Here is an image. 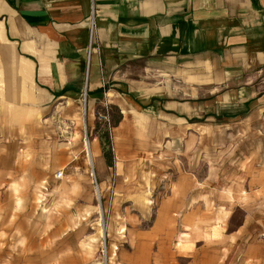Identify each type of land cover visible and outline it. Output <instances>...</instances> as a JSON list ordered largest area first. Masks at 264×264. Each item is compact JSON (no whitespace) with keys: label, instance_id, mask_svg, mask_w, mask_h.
<instances>
[{"label":"crops","instance_id":"obj_1","mask_svg":"<svg viewBox=\"0 0 264 264\" xmlns=\"http://www.w3.org/2000/svg\"><path fill=\"white\" fill-rule=\"evenodd\" d=\"M214 81L233 85L198 101V87ZM262 88L264 0H0V125H40L41 118L47 125L59 101L75 115L84 98L88 117L110 102L120 115L111 137L119 186L159 179L149 232L158 237L151 255L158 264H228L232 251L213 249L214 237H204L214 233L204 214L213 203L198 196L207 190L196 182L207 155L198 159L197 147L209 143H198L196 130H209L220 103V112L255 108ZM92 146L104 177L100 139ZM248 150L231 157L220 224L233 236L227 242L242 243L235 257L260 264V253L245 249L249 241L259 246L264 232L258 150Z\"/></svg>","mask_w":264,"mask_h":264},{"label":"rangeland","instance_id":"obj_2","mask_svg":"<svg viewBox=\"0 0 264 264\" xmlns=\"http://www.w3.org/2000/svg\"><path fill=\"white\" fill-rule=\"evenodd\" d=\"M231 84L214 81L198 87L197 100L228 92ZM261 94L260 103L247 112L235 104L220 112L222 103L216 105L214 109L219 110L212 114L209 130H196L198 143H209L197 147L198 159L204 157L203 150L207 155L206 164H198L201 177L196 179L207 190L198 196L202 202L206 198L213 203L204 214L214 220V233L204 237L206 241L214 237L213 249L234 251L224 259L228 264H254L252 257H235L242 243L227 242L233 236L220 224L219 204L221 186L232 185L233 179L227 176L236 160L232 155L236 150L249 151L252 144L258 150L254 163L258 162L264 187V88ZM83 99L75 115L64 112L68 103H54L45 116L47 125L45 118L39 120L40 125H14V129L0 125V264H21L28 250L56 260L65 257L68 264H158L151 257L159 248L158 237L149 232L160 199L159 179L146 187L119 186L122 172L116 169L111 139L119 112L109 102L88 117ZM86 139L101 141L108 167L104 177L87 161ZM78 163L79 177L72 170ZM263 233L259 246L245 243V249L260 253V264H264ZM180 243L181 249L187 248ZM139 252L148 255L141 258L136 256Z\"/></svg>","mask_w":264,"mask_h":264},{"label":"bare ground","instance_id":"obj_3","mask_svg":"<svg viewBox=\"0 0 264 264\" xmlns=\"http://www.w3.org/2000/svg\"><path fill=\"white\" fill-rule=\"evenodd\" d=\"M84 150L86 151V157L89 165L91 168L94 167V154L92 151V142H90L88 139L85 140L84 144ZM73 172L76 174L77 177H79L82 174V168L81 163H78L77 165H74L72 168ZM77 183L80 185L79 178L77 180ZM26 252H28L26 254ZM23 254L21 264H68L69 260L65 257H61L60 259H57L55 257H47V256H40L37 253H31L30 250L26 251Z\"/></svg>","mask_w":264,"mask_h":264},{"label":"built area","instance_id":"obj_4","mask_svg":"<svg viewBox=\"0 0 264 264\" xmlns=\"http://www.w3.org/2000/svg\"><path fill=\"white\" fill-rule=\"evenodd\" d=\"M95 29V24L93 23L92 24V32H93V30ZM91 46H92V40L90 41V48H91ZM62 177V173H59L58 174V178H61Z\"/></svg>","mask_w":264,"mask_h":264},{"label":"trees","instance_id":"obj_5","mask_svg":"<svg viewBox=\"0 0 264 264\" xmlns=\"http://www.w3.org/2000/svg\"><path fill=\"white\" fill-rule=\"evenodd\" d=\"M105 153H107V152H105ZM106 156H107V154H106Z\"/></svg>","mask_w":264,"mask_h":264}]
</instances>
